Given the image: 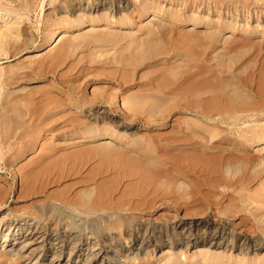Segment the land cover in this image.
Returning <instances> with one entry per match:
<instances>
[{"label": "rangeland", "instance_id": "rangeland-1", "mask_svg": "<svg viewBox=\"0 0 264 264\" xmlns=\"http://www.w3.org/2000/svg\"><path fill=\"white\" fill-rule=\"evenodd\" d=\"M76 1L0 0L4 6L0 14L7 15L6 20L10 17L8 22L0 19V31L12 36L5 50L0 49V220L11 211L33 216L37 208L55 199L78 204L105 178L119 177L117 194L106 214L110 231L124 244L130 242L132 229L142 225L143 233H149L155 222L169 228L186 226L213 214L216 219L224 217L237 232L253 225L252 210L246 209L248 214L244 211L247 215L240 213L237 218L239 205L236 208L230 202L238 197L234 191L239 188L231 181L217 183L216 176L208 178L205 152L216 138L212 142L220 144L217 147H230L227 155L242 153L237 145L239 131L250 128L253 117L247 119L248 127L235 116L252 114L256 106L252 103L258 100L255 91L263 77L256 80L264 76L260 75L264 73V22L243 28L248 24L237 22L226 10L236 3L238 8H248V3L253 8L252 4L264 0H249L252 4L246 0H229L231 4L228 0H129V9L115 14L105 9L84 11L98 0H82V9L74 13L71 4ZM239 1L248 2L247 7ZM208 4L224 10L223 14L219 18L210 15ZM14 9L16 14H10ZM11 21L16 22L14 27ZM230 22L237 28L229 29L233 27ZM254 24L257 30L263 27L262 32ZM57 29L56 45L49 38ZM242 102L251 110H243ZM97 112L101 118L90 117ZM234 128L239 136L231 134ZM228 136L235 137L228 140ZM258 147L248 148L247 153L256 157L257 169L264 166V146ZM235 159L239 166L243 159ZM235 159L231 162L228 157L225 162L230 163L225 166L236 168ZM139 161L149 168L142 184L128 176ZM38 170L43 173L39 181L26 178ZM253 180L250 187L254 189L264 182L259 177ZM64 208L79 217V211ZM221 208H227L223 215ZM10 218L18 219L13 214ZM90 241L95 237L90 236ZM170 245L156 250L153 244L149 254L124 257L123 264L176 260L175 264H187V256L208 250L198 246L182 253V248ZM231 251L229 257H237ZM1 256L0 264H20Z\"/></svg>", "mask_w": 264, "mask_h": 264}, {"label": "bare ground", "instance_id": "bare-ground-1", "mask_svg": "<svg viewBox=\"0 0 264 264\" xmlns=\"http://www.w3.org/2000/svg\"><path fill=\"white\" fill-rule=\"evenodd\" d=\"M116 1H112V0H101L100 1V0H98L94 4L89 5L88 9L85 7L86 9L84 11L88 10V12L93 13L97 9H105L106 11H109L111 14H115V13L121 12L122 10H128L129 9V7H130L129 0H118V2H116ZM193 1H195V0H193ZM237 1L238 0H236V2ZM242 1H245V0H242ZM242 1H239V2H241L243 5L244 2H242ZM246 1H249V0H246ZM214 2H217V1H214ZM220 2L222 3V1H220ZM220 2L218 1V3H220ZM228 2H229V0H228ZM228 2L227 3L224 2V3H226L225 6L230 3V2L229 3ZM195 3H196V1H195ZM201 3H204V2L202 1ZM210 3H211V1H210ZM247 3L248 2L245 3L246 4L245 7H247ZM250 3L252 4V2H250ZM259 3L261 4V2H259ZM259 3L252 4V6H254L253 8H249V7H251V5H249V3H248L249 7L245 8V9L236 7L237 3H236V6L234 5L235 4L234 3L232 5H234L235 7H233L231 9V7L227 6L228 9L226 11H229V12H227L230 14L229 16L231 18L237 20V22L240 21V19H241L246 24H248V25H245L243 23L245 25V26H243V28L250 26L252 22H255L257 24V26L259 24L261 26L262 25L261 23L264 22V2L261 5ZM197 4H199V3L197 2ZM216 4L217 3H215V5ZM31 5H32V3L30 4V6L28 3V6L30 8H31ZM181 5H182V3L180 4V6ZM6 6H7V3H6ZM193 6H194V4H193ZM221 6H222V4H221ZM2 7L4 9V6H2ZM7 7H9V6H7ZM11 7H12V5L9 8H11ZM82 7H83V1L82 0H79L78 2L76 1V3L71 4V11L75 13V12H77V10L82 9ZM199 7L201 9V5ZM227 7H225V8H227ZM206 8H207L206 11L210 15H213V14L218 15L217 18H219L223 14V11H224V10L222 11V9H220V8L218 9L217 7H216V9L214 7L211 8L210 4H208V6H206ZM5 9H6V7H5ZM191 10H193V9L191 8ZM6 11H8V10H6ZM12 11L13 12L9 11V13L10 14L11 13L16 14V13H14V11H16V9H14ZM1 14H0V19H3L4 22H6V21L8 22L10 20V17H9V20H6L5 17L7 15L4 17V15H1ZM225 19H226V21L231 20V19L227 20V17ZM219 20H221V19H219ZM223 21L221 23H223ZM226 21H224V22H226ZM11 22H9V23L12 24V26H13V24L16 23V22L11 23ZM220 22H219V25L217 26V28H219V26L222 25ZM234 22H236V21H234ZM226 24H224V26ZM232 24L233 23H231V26H233V27H231V28L228 25L229 29H234L236 27L235 25H232ZM256 24H254V26ZM10 26L11 25H8L6 27L12 28V26L11 27ZM254 26H252V27H254ZM262 26L264 27V25H262ZM263 27L261 30L260 29L257 30L256 26H255V29L257 31L260 30L262 32ZM64 29H67V28H64ZM223 29H225V28H223ZM12 30H14V29H11V31ZM256 30H253V31H256ZM1 31H3V32H1ZM1 31H0V49H2L3 46L6 47L5 44H9V42H10L9 40L11 39L10 37H12V36H10V34H11L10 32H5L7 30H5V31L1 30ZM58 32H59V29L53 31L51 34L52 37L49 38L55 44L58 42L57 38H59V36H60L58 34ZM251 33H252V31H251ZM260 34L261 33L259 32V35ZM262 35H264L263 32H262ZM7 41H8V43H7ZM261 41H263V40L261 39ZM257 42H260V41L258 40ZM260 43H262V42H260ZM262 44L264 45V43H262ZM259 45H261V44H259ZM255 46H257L256 48H259L257 43L255 44ZM5 47H3V50H5L4 49ZM261 49H263V48H261ZM260 51H259L260 52L259 55H262L261 53L263 52V50H260ZM257 53H258V50H257ZM257 57H259V56H257ZM262 57H263V55H262ZM263 59H261V60H263ZM256 60H258V58H256ZM256 62H258V61H256ZM262 63H263V61H262ZM256 64H258V63H255V65ZM261 68L264 70V68L262 66H261ZM259 69H260V67H259ZM262 69H260L259 71H261ZM255 70H256V67H255ZM263 70H262V72H264ZM257 71H258V69H257ZM261 74H264V73H260V75ZM256 76H255V78H256ZM260 77L261 78L263 77V79H264V76H262V75L259 77L257 76L258 80H256V82L259 81ZM261 78H260V81H261ZM263 79L261 82L259 81L260 87L257 86L258 88L255 91V92H257L256 94L258 96V100H256V104L252 103V104L256 105L255 108L252 107L254 109V110H252L253 113L250 114L251 113L250 112V113L246 114L245 112H243V114H240V115L238 114L239 116H235V117H237V121L240 123H242V122L246 123L247 119L249 120L250 117H253V122H254V125L252 122V126L250 128L242 129L239 131L242 139L239 138V142L237 141L238 142L237 145H239L240 148H242L241 149L242 153L244 152L243 154L241 153L242 156L238 153L239 151L236 152L235 150H233L236 152L235 155H233V153H232V155H227L226 153H228L227 151L230 147H228V149L225 148V146L222 145V144H224V142L222 143L221 138H219L218 140L221 139V141H219V142L222 143L221 144L222 146L217 147L220 144L217 145L216 143L214 144L212 142L213 140L216 139L215 138L216 135H214V132H213L212 136H214L213 138H215V139H212V141L208 144V146H206L207 148L205 147L206 148V152H205L206 158L204 157L206 159V162H207L206 167L208 168V169L207 168H205V169H206V171L207 170L209 171V172L207 171L208 175H209L208 178L212 179L216 176L217 177V183L219 182L218 180H220L221 183L222 182L227 183V181H229V182L231 181L232 184L235 185V189L239 188L238 190L234 191V192L238 191V195L236 194V196H238V197L235 198L234 197L235 194H233V195L230 194L235 199L233 201H230L228 199V201H230L232 204H234L233 206H235L236 208H237L236 205L238 203L239 209L238 208L236 209L238 211V213H237V211H235L236 217L240 213L246 214L247 213L246 209L252 210V211H249L250 213L252 212L251 214L253 216H255L254 222H251L253 224V225H251L252 227L249 225V227L254 229L252 232H248V230L251 229L248 226H247L249 228L248 230H247V227H246V229L242 227L243 230L240 228L241 230L240 231L238 230L239 232H237L234 228H231V226H230L231 223L229 224V222L224 220V217L220 216L218 219H216L218 216L216 215L217 217L215 218L214 217L215 215L213 216V214H212L207 220H205L203 222H193V223H190L186 226L185 225L183 226V224H182L181 226L174 225L173 227L169 228L168 226H166L164 224H160V223L155 222L152 225L153 229L151 228L150 229L151 231L149 233H147L148 231L146 229L145 230L147 232L143 233L144 231L141 230L142 225H139V226L137 225L138 227H135V229H132V230H134V234L131 235L130 242L128 244H124L123 241H119L117 239V237L113 234V232L110 231L109 227H110V221L111 220H110V217L106 214L108 211V208H110L111 207L110 205H112L110 203V201L112 199H114L115 195L117 194L116 182L118 180H120L119 177H113V178H105L103 181H101L98 184L96 191L88 192V198H86L84 201H80L78 204H74L68 199H65V200L55 199V201L53 200V202L46 203V204L42 205V207L37 208L36 213H35V215L33 214V216H26V215L24 216V215H20L18 213H15L13 211H11V213L13 212L12 214L14 215V217H18V219L14 220V218H10L12 215L11 213L5 217L3 216L2 219L0 220V255L4 256L5 258H7L10 261L17 262L20 264H123V258L124 257L129 258L132 255H134V257H140V255L142 253H144L146 255L149 254V252H151V248H152L153 244H154V247L156 250L161 248V247L164 248L165 246H169V244H171L170 247L172 249L175 245L182 248L184 250V252H182V253L189 252V250L191 248L198 247V246H204V247L208 248V250H205V252H203L204 250L202 251L203 254L201 253V254H198L195 256H191V255L187 256V258L185 259L186 260L185 262L187 264L188 263L189 264H197V263L199 264L201 262L202 263L204 262L207 264H264V182L259 183L260 184L259 187L255 188V189L253 187H250V185H252V184H250L251 179H252V181L257 180V179L253 180L254 177L262 178L264 181V169H263L264 166H263V168H262V166H260L262 168L261 169L259 167V165H260L259 164L258 167L260 169L259 168L257 169L256 165L258 164V162H257V164L254 163L256 157H254L252 153L251 154L254 158H252V156H249L250 154L249 155L247 154V153H249L248 148H250V147L252 148V146H254V147H258L260 145L264 146V80ZM257 83H256V85H257ZM248 99L250 100V98L247 97V100ZM244 100H245V98H244ZM249 100H248V102H250ZM244 104L246 105L247 102L246 103L242 102V105L241 104L240 105L244 107L245 106ZM240 107H239V109H240ZM243 107H241V109H243ZM224 108L227 109V107H225V106L223 107V109ZM246 108L247 107L245 106V109H243V110H246ZM230 109H232L231 105H230ZM247 109L251 110V108L250 109L247 108ZM239 112H241V111H239ZM90 117L93 118L94 120H97V119L101 118V115L97 112V113L91 114ZM231 120H233V118H231ZM234 120H236V119H234ZM238 124L239 123H237V125ZM246 126H248V122H247ZM244 127H245V124H244ZM211 131H213V130L211 129ZM235 131H236V129L234 128V130L231 132V134H234ZM237 133H235V136ZM240 134H237V135L239 136ZM235 136H233V137L230 136V139L228 136V140H231V138H234ZM226 138L224 137V139H226ZM210 139H211V137H210ZM240 139L242 140V142L240 141ZM216 141H217V139H216ZM229 143H232V142L230 141ZM227 145H226V147H227ZM231 148L233 149V147H231ZM237 148H238V146H237ZM240 148H238V149H240ZM258 148H260V147H258ZM258 150H259V152H258L259 154L261 152L263 153V150H261V149H258ZM258 150L256 149V151H258ZM204 151H205V149H204ZM256 151H253V152H256ZM236 154H237V156H236ZM238 155H240V156H238ZM243 156H244V158H243ZM245 156L249 157V158H246ZM258 156H257V158H258ZM228 157H229L231 162L233 159H235L237 157L238 158L241 157L243 160L240 159L242 161H239L237 159L240 162L239 163L237 161L239 166H237L235 163L236 159L233 161V163H235V165L237 166L236 168H234L233 164H231L232 165L231 167H227L225 165L229 164L230 162L227 161L228 163H226L225 160H227ZM259 158H260V156H259ZM262 162H261V165L264 164V162H263V164H262ZM137 165H138V167H135L136 169H132L128 173V176L130 177V179H135L136 182L139 184L145 183L147 178L149 177L148 173H147V169H149V168H147V166H145L144 163H142L140 161ZM254 166L256 167V169ZM255 170L257 171L256 173L254 172ZM38 171H36V173L32 174L31 176L28 174L26 178H30V180L35 179V181H39V179L42 177L43 173H41V171H39V172ZM229 172H232L230 177H229V174H230ZM227 173H229V174H227ZM260 175H261V177H260ZM227 176L230 179H228ZM209 182L211 183L212 181H209ZM226 183H224V184L226 185ZM212 185L215 187L214 183H212ZM212 185L210 186V188H212ZM229 186L231 187V185H229ZM223 187H225V186H223ZM209 190H211V189H209ZM222 190H224V188H222ZM227 190H228V188L225 190L226 193L223 192L224 196L222 193H220V194H222L223 197H226V198L229 197ZM127 194L128 193L125 192L124 195L126 196ZM123 196L118 198V200L120 202L123 200V198H124ZM212 196H213V194H212ZM220 199H222V201H223L225 198L224 199L220 198ZM236 199H237V201H236ZM221 202L219 201V204ZM230 204H228V205L230 207H232L234 210V207ZM64 206H67L69 208H74L75 211H79L78 212L79 217H78V215L69 213L64 208ZM224 206L227 207L225 205V203H224ZM229 206H228V209L225 208V210L231 209ZM1 207H2V205L0 204V208ZM223 210L221 208L220 213ZM225 210L221 213L222 215L225 213ZM233 210H232V212L234 213ZM229 211H231V210H229ZM229 211H227V212H229ZM229 213H231V212H229ZM233 213H231V214H233ZM227 216L225 215V217H227ZM233 216H235V215H233ZM249 217H251V216H249ZM78 218H80V219H78ZM244 218H245V216H244ZM244 218H243V220H244ZM248 219H250V218H248ZM252 219H253V217H252ZM256 220L258 222H255ZM245 221H247V220H245ZM241 223H244V222H241ZM258 230H260L261 232L259 233ZM90 236L95 237V241H90ZM1 239L4 240L2 243H1ZM231 249L232 250L234 249L239 254V256L237 254V257L234 258L232 256L233 258H230L231 257L230 253L232 252ZM228 252H230V253H228ZM228 254H230V255H228ZM66 259H67V261H66ZM180 260H181V258H180ZM176 262H177V260H176ZM176 262L173 261V262H171V263L169 262V263L175 264ZM178 264H180V263H178Z\"/></svg>", "mask_w": 264, "mask_h": 264}]
</instances>
